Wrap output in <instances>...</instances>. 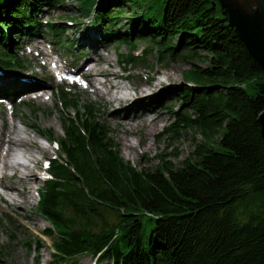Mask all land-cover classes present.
Wrapping results in <instances>:
<instances>
[{"label": "trees", "instance_id": "trees-1", "mask_svg": "<svg viewBox=\"0 0 264 264\" xmlns=\"http://www.w3.org/2000/svg\"><path fill=\"white\" fill-rule=\"evenodd\" d=\"M76 1L86 16L95 14L92 31L100 37L82 29V39L130 48L147 40L158 63L191 64L185 71L190 85L173 91L181 105L165 130L175 138L183 128L195 129L202 139L192 141L179 166L160 160L153 169H137L120 155L93 105L78 107L61 88L63 106L72 114L62 118L60 157L48 163L36 206L50 224L43 233L51 239L53 260L77 264V257L88 255L93 264H264V139L258 119L264 66L230 25L226 9L217 0ZM64 2L0 0V69L20 70L15 82L0 84V98L13 103L24 85H32L22 81L20 40L49 32L74 48L69 37L62 39L67 24L42 23L38 16ZM127 6L139 11L129 10V28L116 30ZM195 59L207 64L190 63ZM125 60L133 64L136 56L129 53ZM42 131L53 136L51 129Z\"/></svg>", "mask_w": 264, "mask_h": 264}, {"label": "rangeland", "instance_id": "rangeland-1", "mask_svg": "<svg viewBox=\"0 0 264 264\" xmlns=\"http://www.w3.org/2000/svg\"><path fill=\"white\" fill-rule=\"evenodd\" d=\"M77 4L78 2L76 0H65L64 4H61L60 7H44L42 12L38 14L42 23L59 22L67 24L69 27L63 34L62 39L65 40L66 37H69L74 42V48L65 47L62 43L59 44L49 32H45L34 38L17 41L19 50H17L16 56L20 58L24 66L23 71H21L23 73L21 75L23 78L22 81L39 84L46 88L44 92L45 97H47L46 101L42 102L36 99L32 103H20L17 108L18 113L23 114L25 118H28V115L31 113L34 114L40 129H51L53 132L54 141L50 143V156L44 160L42 169H45L49 159L57 156L60 157L57 142L63 136L61 127L62 118L66 119L69 112H72V109H66L63 106L61 88L76 101L78 107L84 104L93 105L95 115L107 127L109 136L116 144L120 155L137 169H153L160 160L168 161L174 166H179L181 161L192 150V141L202 139L200 131L195 129L183 128L179 132L178 137L175 138L169 136L165 130L174 119V111L179 110V106L181 105V101L174 96L173 91L174 89L190 85L187 82L189 79L186 78L185 71L189 69L191 64L181 59L171 61L167 65L158 63L155 48H151L147 40H138L135 43V47L130 48L128 45L117 41L107 46H101V44H94L86 38L82 39V29L87 30L90 36L100 37L92 31L94 27L91 24L95 14L86 16L78 10ZM133 8L139 11L137 7ZM129 10L131 12L134 11L129 6L125 7L123 16L121 15L119 17L118 24L115 27L116 30L129 28L126 20L132 14ZM66 14L73 17L78 24L70 22L68 17H63ZM176 42L177 38L173 43ZM81 45L83 49H80ZM30 49L33 50L29 51ZM144 49H148L147 52H144ZM41 50L44 52L53 51L55 57L65 65V68L79 73L87 68H94L95 66L92 64L87 65V63H95L99 59V69L109 73L114 72L118 76H113L112 83H107V87L103 85L105 91L111 90V86H113L112 92L117 91V95H126V93H129L132 95V98L137 99L140 94V88H143L149 93L157 95L144 101V106H152L155 108V112H149L146 115V119L153 118L157 115L161 118L157 132L146 134V129L141 128V123L137 115L145 110L144 108L135 106L133 100H124L119 104L114 102L109 107L105 104V96L85 92L83 89L85 84L83 83L77 82L72 85L64 83V85L57 86L59 79L45 74L49 70V66L48 68L41 66L45 59L35 56ZM129 53L136 56L135 63L133 64H128L125 60ZM190 63L196 66L207 64L201 59L192 60ZM81 65L84 68H81ZM98 67L96 66L95 69ZM19 71L17 70V72L15 71L16 74H13L6 69H0V74L5 73L11 76L7 77L9 79L7 82H3V77L0 75V84L15 82L18 79L17 73H20ZM97 79L105 80L103 76H98ZM116 84H118V87H115ZM95 85H97L96 82ZM24 86V88H28L27 85ZM121 87H128V89ZM28 97L32 96L27 94L21 97L18 96L14 99V103L21 98ZM1 99L4 100L5 98H0V102L3 103L5 108L4 114L7 117L5 127L7 128L8 120H10L8 117L10 104ZM125 114L135 119L131 126L116 122V120H119L121 123L126 121L123 117H114ZM1 120L2 118L0 117V123ZM15 123L20 131L25 129L24 125L18 120ZM123 137H126L125 141L127 143H133L135 147L134 152L129 154L125 153L123 149ZM38 139L48 145L45 137H38ZM148 143L150 144V148L147 150L146 146ZM1 159L2 156H0ZM40 170L38 169V180L32 193V202L26 205L25 214L20 215L17 212L18 208L16 206L8 205L5 198L0 199V264H58L51 256V239L43 233L45 229L49 228L50 224L36 209L38 190L46 180V174ZM26 214L35 217L39 226L35 227L32 225L30 216ZM16 215H20L21 224H18V220H15ZM76 261L77 264L94 263L88 255L79 256L76 258ZM67 264H71V261L67 262Z\"/></svg>", "mask_w": 264, "mask_h": 264}, {"label": "bare ground", "instance_id": "bare-ground-1", "mask_svg": "<svg viewBox=\"0 0 264 264\" xmlns=\"http://www.w3.org/2000/svg\"><path fill=\"white\" fill-rule=\"evenodd\" d=\"M34 49V48H33ZM30 49L29 51H32ZM36 49V47H35ZM36 57L44 58L45 62L42 67L48 68V66L52 65V61L55 55L53 51L44 52L43 50L39 51ZM100 60L89 62L88 64H92L93 66H99ZM65 66V65H64ZM84 68L83 65L80 66ZM87 68L81 72L84 76L85 86L83 89L85 92L101 94L105 96L106 102L109 107L117 102L118 104L124 100H133L134 105L139 108H144L145 111L139 113L137 118L140 120L141 128L146 129V134L156 133L161 122V118L157 116L146 119V115L152 112H155V108L152 106H144V101L149 100L154 96V93H149L143 88H140V94L137 99L132 98V95L126 93V95H117L116 92H112V90H107L106 93H102L98 91V88L95 85L98 76H103L105 78L104 85L107 87V83H112L113 76L118 77L114 72H107L102 69ZM48 70V69H47ZM50 77L54 76V73L49 69L46 73ZM3 77V82H7L9 79L7 77H11L5 73L0 74ZM95 79V80H94ZM81 83V82H80ZM157 84V83H156ZM118 87V84L115 85ZM35 88V87H32ZM123 89H128V87ZM28 95H31L28 93ZM39 99L42 102L46 101L47 97L43 94H36L35 96L28 98H21L17 102H15L12 106V109L9 110V119L8 126L5 127L6 115L5 108L3 103L0 102V117L2 118L0 123V156L3 157V161L0 160V187L3 189V194L0 193V199L5 198L6 202L10 206H16L18 208V213L20 215L25 214L26 205H29L32 197L33 190L35 188V184L38 180V169L42 170V164L46 158H48L51 151V146L46 145L39 141L38 137L44 136V131L40 129L38 122L34 114H29L28 118L24 117L23 114H19L17 111L18 105L20 103H32L34 100ZM114 113V112H110ZM115 118L123 117L126 121L122 123L119 120H116L117 123L122 125H130L135 120L134 118L128 117L127 114L121 116H114ZM12 118V120H11ZM18 120L20 123L24 125L22 131H20L15 121ZM34 133V134H32ZM46 140L49 138L51 141L53 140V136L48 137L44 136ZM124 145L123 149L126 154L132 153L135 151V147L133 143H127L126 137H123ZM150 148V144L148 143L146 149ZM18 158V159H17ZM22 159V160H21ZM20 215L15 216V220H18V224H21ZM30 216L29 214H26ZM31 224L35 227H38L39 224L36 221L35 217L30 216Z\"/></svg>", "mask_w": 264, "mask_h": 264}, {"label": "water", "instance_id": "water-1", "mask_svg": "<svg viewBox=\"0 0 264 264\" xmlns=\"http://www.w3.org/2000/svg\"><path fill=\"white\" fill-rule=\"evenodd\" d=\"M251 55L264 66V0H217ZM264 139V109L259 115Z\"/></svg>", "mask_w": 264, "mask_h": 264}]
</instances>
